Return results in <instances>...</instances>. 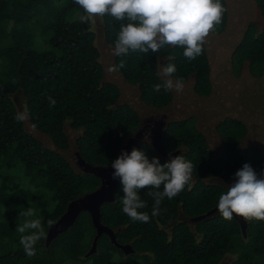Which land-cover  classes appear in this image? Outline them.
<instances>
[{
  "label": "trees",
  "instance_id": "trees-1",
  "mask_svg": "<svg viewBox=\"0 0 264 264\" xmlns=\"http://www.w3.org/2000/svg\"><path fill=\"white\" fill-rule=\"evenodd\" d=\"M222 2L228 8L222 23L207 37L203 54L189 62L179 47L161 49L159 61L151 52L114 56L121 22L105 16L89 31L74 0H0V264H221L223 259L227 264H264V221L243 218L244 230L236 215L231 221L219 212L192 220L217 207L244 164L264 173V119L258 130L254 110L220 101L213 93L218 78L214 64L221 63H230L223 70L241 87L239 95L247 96L254 84L264 90L256 82L259 69L264 71V0ZM237 28L242 36L230 53L223 43ZM234 51L237 58L231 56ZM169 54L175 55L171 62L177 67L173 79L182 77L184 88L156 93L153 86L163 83L157 71ZM122 60L124 68L107 70ZM134 91L158 108H173L176 102L195 108L164 130L165 150L195 165L190 187L171 200L165 197L155 217V199L149 189L142 190L147 206L139 211L150 216L144 223L123 213L119 184L115 201L101 207L102 221L134 252L125 253L104 234L97 251L87 256L96 232L88 211L47 244V221H57L71 200L101 181L78 170L61 151L77 147L88 162L114 161L141 126L128 99ZM48 97L56 100L55 106L50 107ZM197 104L210 109L200 110ZM25 107L29 116L18 122L16 114ZM139 149L162 164L171 159L149 143ZM35 205L40 206L45 236L37 241V255L29 258L16 236V218L21 209Z\"/></svg>",
  "mask_w": 264,
  "mask_h": 264
},
{
  "label": "clouds",
  "instance_id": "clouds-1",
  "mask_svg": "<svg viewBox=\"0 0 264 264\" xmlns=\"http://www.w3.org/2000/svg\"><path fill=\"white\" fill-rule=\"evenodd\" d=\"M83 9V22L88 23L89 31H94L97 20L103 21L105 16L120 21L119 31L114 42L112 54L124 56L129 52L157 54L161 49L179 47L183 56L189 61L196 60L204 52L207 37L213 33L218 24L222 23L223 15L228 8L222 0H74ZM126 21V23H125ZM168 63L161 65L157 75L163 79L162 84H155L153 91L159 93L163 88L166 92H182V77L173 79L177 67L171 61L174 54L165 58ZM125 67L122 60L118 65L110 66L109 72L119 71ZM49 104L55 106L56 100L48 97ZM28 110L16 114L18 122L25 121ZM66 120L65 123H70ZM112 179H119L124 193L121 200L122 211L133 222L150 221L145 208L146 202L141 199L140 192L149 189L148 195L155 199L151 216L160 212V204L166 197H176L185 187H190L195 165L184 155L172 157L168 162L161 163L158 157L149 159L148 155L133 148L129 154H122L111 162ZM218 199L217 210L228 221L233 216L245 220L264 221V173H257L250 164H244ZM161 186L163 190L161 191ZM24 217L16 231L21 233L20 244L25 254L32 258L37 255L36 244L45 236L42 222L36 217L35 209L29 207L20 212ZM51 227L54 221L48 220ZM27 233V234H26Z\"/></svg>",
  "mask_w": 264,
  "mask_h": 264
},
{
  "label": "water",
  "instance_id": "water-1",
  "mask_svg": "<svg viewBox=\"0 0 264 264\" xmlns=\"http://www.w3.org/2000/svg\"><path fill=\"white\" fill-rule=\"evenodd\" d=\"M128 99L139 113L142 122L140 128L124 141L117 158L123 151H127L130 154L133 148L139 149L143 143H149L161 155H166L171 158L176 156V153H170L165 150L164 130L172 120L181 119L183 116L186 117L184 114L186 112L182 111L186 106H183L180 112H178L175 107L158 108L145 103L140 98V94L135 91L128 94ZM173 105L179 106L183 104L176 102L173 103ZM160 118H162V120ZM61 153L66 156L69 155L78 170L83 171L84 173L94 174L98 176L101 181L99 186L94 190L87 191L69 202L66 210L59 217V219L55 221L51 227L49 226L46 235L47 244L58 237L61 233L70 229L76 223L80 215L88 211L91 215L92 223L96 232L95 237L93 238L92 247L87 253V256L97 251L99 240L104 234H107L110 237V241L117 247L121 248L125 253L134 252L135 250L130 243H120L117 239L115 231L102 221L101 207L107 202L115 201L116 188L120 184L119 179H112V172L114 170L111 168V163L95 164L88 162L82 156L77 147H73L72 152L61 151ZM216 212H218L217 207L210 210L206 214L193 217L192 220L200 221L210 217ZM236 217L241 220V224L245 230L246 223L243 218L239 216Z\"/></svg>",
  "mask_w": 264,
  "mask_h": 264
},
{
  "label": "rangeland",
  "instance_id": "rangeland-1",
  "mask_svg": "<svg viewBox=\"0 0 264 264\" xmlns=\"http://www.w3.org/2000/svg\"><path fill=\"white\" fill-rule=\"evenodd\" d=\"M246 11L247 10H245V12ZM243 18H244V21L248 20L247 17H243ZM241 36H242V32L240 31V28H237L234 35L233 36L229 35L227 38V42L223 43V45L225 47H228L230 53H231L232 48L235 47L236 44L238 43ZM209 39H212V38L209 37ZM212 44L215 45L214 39H212ZM235 51L231 55L233 58H237V56L235 55ZM223 59L228 60V56H224ZM106 61L108 62V64L111 63L110 58H106ZM229 64L230 63L214 64V72L218 76V78L214 79L215 89H214L213 93H215V95L219 96L220 101H223V102L234 101L235 103H238L237 104L238 107H240V106L244 107L245 111H247V112H251V110H254V114H252V115L255 117V120L258 122V130H259L261 128V125H262V123H260L259 120L264 119V90L259 88L257 85L254 84V87L251 89L250 93L247 96L246 95H239L238 92L241 90V87H239L238 85H236L234 83L233 77L230 76L227 71L223 70V67L228 66ZM247 71H248V66H247ZM256 76H257L256 82L258 81V83L260 85H264L263 77H261V76H264V71L260 72V69H259ZM189 94L193 95V92L190 90ZM222 94H226L228 97L226 99H224L222 97L223 96ZM182 104L183 105H179V106L180 107L186 106V105H184V102ZM174 107H176V106H174ZM177 110H178V112H180V109H177ZM206 110H209V109H206ZM183 111L190 114V112L191 113L195 112V108L191 109L190 107L186 106ZM194 118L196 119V116ZM210 120L214 121V118H210ZM203 121L211 123L210 121L206 120V118ZM210 137L213 138V134H211ZM257 138H259V137H257ZM214 141L216 142V140H214ZM250 143L251 142H249L247 144H241V147H245V146L249 145ZM31 208L35 209V211H36V217L35 218L40 219V216H39L40 206L35 205V207H31ZM26 209H21L20 212H23ZM20 212H19V214H20ZM24 219H25L24 217L18 216L16 218V226H18L19 223H22ZM43 230L45 231V229H43ZM21 235H22L21 233L16 232V236L21 237ZM11 240L14 242V237Z\"/></svg>",
  "mask_w": 264,
  "mask_h": 264
},
{
  "label": "flooded vegetation",
  "instance_id": "flooded-vegetation-1",
  "mask_svg": "<svg viewBox=\"0 0 264 264\" xmlns=\"http://www.w3.org/2000/svg\"><path fill=\"white\" fill-rule=\"evenodd\" d=\"M173 107H174V105H173ZM175 108H176V109H180V111H181L183 107L180 108V106H176ZM197 108L200 109V110H201V109H205V108L210 109V107H207V106H206V107H203V106H201V104H197ZM191 109H192V107H191ZM182 111H183V110H182ZM212 112H214V111H212ZM190 114H191V112H190ZM185 115H186V117L189 116L188 113H185ZM211 116L214 117L213 115H211ZM183 117H185V116H183ZM160 119L162 120V118H160ZM114 231H115V230H114ZM115 233H116V232H115ZM94 237H95V236H94ZM221 264H227L226 260L223 259V261L221 262Z\"/></svg>",
  "mask_w": 264,
  "mask_h": 264
}]
</instances>
